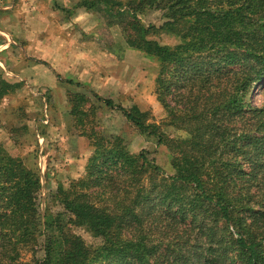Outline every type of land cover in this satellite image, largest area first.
Instances as JSON below:
<instances>
[{
    "label": "trees",
    "instance_id": "trees-1",
    "mask_svg": "<svg viewBox=\"0 0 264 264\" xmlns=\"http://www.w3.org/2000/svg\"><path fill=\"white\" fill-rule=\"evenodd\" d=\"M76 7L118 26L126 48L158 62L165 122H151L137 106L119 109L140 136L166 146L174 174L99 129L94 101L69 92L73 132L92 151L83 175L52 192L56 210L41 211L39 171L0 144V264H264V104L252 99L264 83V0H80ZM156 12L159 26L144 23ZM159 34L177 42L160 44ZM21 86L0 76V102ZM26 252L31 260L22 262Z\"/></svg>",
    "mask_w": 264,
    "mask_h": 264
},
{
    "label": "rangeland",
    "instance_id": "rangeland-1",
    "mask_svg": "<svg viewBox=\"0 0 264 264\" xmlns=\"http://www.w3.org/2000/svg\"><path fill=\"white\" fill-rule=\"evenodd\" d=\"M23 10L29 11V8ZM23 13L24 19L28 13ZM41 14L36 13L32 20V24L40 27L39 29L23 20L22 28L29 30H14V33L17 36L26 34L27 37H21L22 44H12L14 50H7L4 56L0 53L4 58V62L0 58V76L22 82L20 89L0 102V144L5 146L10 155L22 159L31 169L39 171L42 179L41 211L44 213L46 209L56 210L51 203L52 192L57 184L67 186L71 179L83 175L86 160L92 151L88 140L73 132L72 118L68 115L69 92H82L94 101L99 129L122 137L132 153L148 151L166 176L173 175L171 152L166 146H158L154 141L140 136L127 123L119 109L137 106L149 114L151 122L160 125L165 122V110L156 95L158 62L126 48L120 28L106 27L105 20L93 13L99 25L95 30L91 28L94 31L88 28L89 33L71 30L62 25L63 20L71 15L69 12L52 17L47 13ZM50 20L57 22L54 23L55 27L58 26L55 34L58 31L59 35L69 33L70 45L66 54L65 44H58L57 39L49 47L42 43L32 45L29 41L36 35L43 41L50 37L53 32ZM144 23L159 26L162 19L158 12L151 13L144 18ZM87 25L91 26L93 22H88ZM153 38L163 45L172 46L177 42L175 37L165 34ZM16 52H20L19 55ZM63 53L65 57L62 56ZM9 58L14 61L12 67L7 64ZM11 68L12 72L9 71ZM58 76L63 80L62 83ZM64 80L80 83L84 88L81 91V88L65 83ZM262 87L264 83L258 84L252 91L253 103L258 106L264 104ZM91 93L111 100L115 107L110 109L103 103L96 102ZM24 127L26 131L23 130ZM70 128L72 133L69 132ZM11 129L15 131L12 135ZM164 131L171 137L183 135L173 128H164ZM156 205L153 207L156 208ZM77 232L87 243L97 244L84 231ZM30 260V253H22V262Z\"/></svg>",
    "mask_w": 264,
    "mask_h": 264
},
{
    "label": "crops",
    "instance_id": "crops-1",
    "mask_svg": "<svg viewBox=\"0 0 264 264\" xmlns=\"http://www.w3.org/2000/svg\"><path fill=\"white\" fill-rule=\"evenodd\" d=\"M78 1L79 0H0V53L4 56V53H7V50H11L13 48V45H17L18 43L22 44L21 39L23 37H27L26 34H19L20 36H17L14 33V30H25V31L29 30L26 28L24 29L22 28L23 20H25L26 22L28 21V23H31V25L35 27V29L40 28L35 24H32L34 22L32 20L35 19L34 17L36 13L37 14L47 13L50 14L52 17V15H58V13L61 14V13L69 12V14L71 15H69L67 19L63 20L62 25L67 26V28H70L71 30L77 29L82 33H89V29L91 28L95 30L96 26L99 25L98 19L91 12L86 11L83 8L74 7L78 3ZM26 7L29 8V11L23 10V8L25 9ZM23 11L28 13V15L24 19H23V14H24ZM50 21L51 24H53L52 27L53 32L50 37H46V40L43 41V39L39 37V35H36L32 38V40L29 41H31L32 45L42 43L43 45L49 47L52 46L53 41L57 39L59 40L58 44L60 43L62 45L65 44L66 47L64 48V53L66 54L68 51V47L70 45L68 41L69 33L68 34L66 33L65 35L63 34L59 35L58 34L59 31H58L55 34L54 31H57L58 26L55 27L54 23L57 22H53V20ZM91 21L93 22V25L88 26L87 23ZM60 28L62 27L60 26ZM93 29H91V31ZM19 53L16 52L17 55H19ZM64 53L62 54L63 57H65ZM2 55H0V58L3 59L4 62V58L2 57ZM8 60H9L7 63L8 66L12 67L14 61L12 60V58H9ZM9 71L12 72L13 71L12 68L9 69ZM22 73L23 71L20 72V74Z\"/></svg>",
    "mask_w": 264,
    "mask_h": 264
}]
</instances>
